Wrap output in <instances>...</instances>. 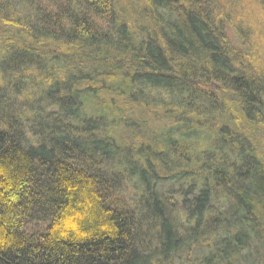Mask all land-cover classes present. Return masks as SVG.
Wrapping results in <instances>:
<instances>
[{
    "label": "trees",
    "instance_id": "1",
    "mask_svg": "<svg viewBox=\"0 0 264 264\" xmlns=\"http://www.w3.org/2000/svg\"><path fill=\"white\" fill-rule=\"evenodd\" d=\"M0 264H264V0H0Z\"/></svg>",
    "mask_w": 264,
    "mask_h": 264
}]
</instances>
